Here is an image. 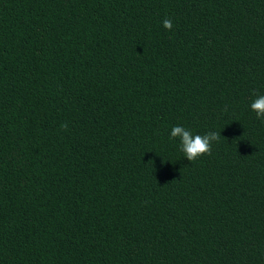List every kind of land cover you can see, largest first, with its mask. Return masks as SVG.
Listing matches in <instances>:
<instances>
[{"label":"trees","instance_id":"1","mask_svg":"<svg viewBox=\"0 0 264 264\" xmlns=\"http://www.w3.org/2000/svg\"><path fill=\"white\" fill-rule=\"evenodd\" d=\"M262 94L264 0H0V264H264Z\"/></svg>","mask_w":264,"mask_h":264},{"label":"clouds","instance_id":"2","mask_svg":"<svg viewBox=\"0 0 264 264\" xmlns=\"http://www.w3.org/2000/svg\"><path fill=\"white\" fill-rule=\"evenodd\" d=\"M162 24L165 29L171 30L173 28L171 19H164ZM250 108L258 118H264V94L255 96L250 104ZM169 136L170 138L179 139L180 150L188 161H193L199 156L208 153L212 142L218 140V135L215 131L206 132L203 135L194 134L182 125L172 126Z\"/></svg>","mask_w":264,"mask_h":264}]
</instances>
